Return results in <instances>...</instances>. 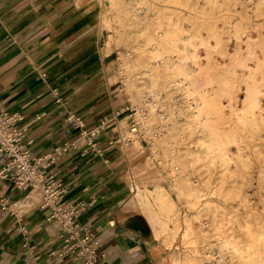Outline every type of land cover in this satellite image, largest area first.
Returning a JSON list of instances; mask_svg holds the SVG:
<instances>
[{"label":"crops","instance_id":"obj_1","mask_svg":"<svg viewBox=\"0 0 264 264\" xmlns=\"http://www.w3.org/2000/svg\"><path fill=\"white\" fill-rule=\"evenodd\" d=\"M65 1L0 0V110L19 117L33 155L51 157L47 172L65 183L61 200L77 205L74 221L95 235L99 264H156L145 223L131 217L124 202L122 157L103 140L92 150L80 133L109 106L110 96L104 80L101 90L92 89L100 78L95 73L85 89L69 90L96 62L93 53L79 58L92 42L72 48L82 34L93 32L89 23L96 10L90 0ZM64 46L73 55L65 64ZM65 141L72 145L56 152ZM3 158L0 152V163ZM50 211L38 191L0 178V264H80L62 251L59 222Z\"/></svg>","mask_w":264,"mask_h":264},{"label":"rangeland","instance_id":"obj_2","mask_svg":"<svg viewBox=\"0 0 264 264\" xmlns=\"http://www.w3.org/2000/svg\"><path fill=\"white\" fill-rule=\"evenodd\" d=\"M87 1L75 0V3L78 5ZM90 1L96 10L94 18L89 23L93 32L82 34L73 43L72 48L78 47L82 42H92L87 50L79 51V58L85 59L88 53H93L96 62L91 72L83 73L72 80L73 84L71 83L69 90H83L91 85L87 81L93 73L99 75L100 78L97 82H93L95 86L92 89L101 90L102 80L105 81L104 86L109 92L110 104L100 113V117H97L91 129H93L96 140L106 141L123 159L122 166L124 165L127 182L124 202L130 216L141 219L145 223L146 232L150 235L153 261L156 264H204V259L206 264H218L220 261L219 250H221V246H218L221 241L220 237L230 235L238 247V252L225 253L227 255L224 259L225 263L223 261L221 264H264V237L258 238L264 234V171H258L259 162L255 156L256 153L253 152L258 150L264 154V139L250 141L249 156L243 157V164L237 166L236 171L231 173L202 172L189 175L182 172L181 174H170L162 164L163 160L160 162L159 159L165 146L162 144L159 146L153 140L154 135L160 133L157 121L151 115V120L148 122L149 131L146 132L142 121H139L137 116V111L141 110L143 115L149 114L147 108L138 107L136 88L130 84L134 82L133 79L137 77L136 72L138 71V59L134 49V24L138 18L133 7L139 5L143 7V3L154 5L162 13L170 14L174 22H182L184 28L189 30V22L184 19L190 12L187 2L196 1L199 4L203 0H179L178 2H173V0H139L140 4L137 1L128 4L121 0ZM216 1L222 7L216 6L210 9L207 6L205 20L215 19L221 15V17L230 20L232 24L236 21L242 23L258 21L253 12L255 9L253 2L256 0L251 1L253 4L250 2L245 16L234 12L232 0ZM65 2L68 5L74 4L73 0ZM263 9L264 5H261L260 10ZM150 14L151 12L147 13V16ZM221 23L223 24V21L220 19L216 21L219 28L222 27ZM207 25L204 24L201 27ZM263 27H261L262 29L251 28L252 34L249 31L253 38L251 48L259 57L264 55L262 52L264 50L261 51L262 54L260 53V50L264 48ZM206 32L207 29L201 28V34L205 36ZM220 34L223 38L228 35L224 32H220ZM208 41L214 44L215 40L211 37ZM202 49L201 52H203ZM227 51H229L228 54L222 57L223 55L218 53L219 48L212 47L210 49L211 55L216 56L212 55L213 60L221 63L231 59L233 55L231 44L227 46ZM121 53H129L131 56L128 57L129 61L126 62L124 54L121 55ZM62 54L61 63L63 64L73 56L70 51L69 53L66 51L65 46ZM226 56L228 60H226ZM203 58L201 61L205 63V57ZM251 62L254 63V61ZM72 69L74 72L76 67H72ZM237 95L242 97V92L239 91ZM259 99L261 105L264 106V95H260ZM155 112L156 114L160 113L157 108ZM131 129H134V138H130L128 134ZM161 130H164V134L169 135L170 133L164 127ZM183 131L180 130L179 138L173 139L174 142L171 146L174 152L179 154L185 153L189 141L184 137ZM165 142L167 141L164 140V144H166ZM167 157L170 158L169 155ZM190 182L192 186L187 185ZM157 185L162 186L167 195L159 201L154 198L155 191L159 190L155 189ZM190 189H193L192 195L195 197L189 195ZM191 196L194 199L193 205L189 202ZM246 226H249L251 236L247 234ZM228 256H230V260Z\"/></svg>","mask_w":264,"mask_h":264},{"label":"bare ground","instance_id":"obj_3","mask_svg":"<svg viewBox=\"0 0 264 264\" xmlns=\"http://www.w3.org/2000/svg\"><path fill=\"white\" fill-rule=\"evenodd\" d=\"M121 1L128 4L137 1L140 4L139 0ZM251 1L232 0L234 12L245 16ZM253 3L255 9L252 11L258 21L242 23L235 20L232 24L221 15L205 20L207 6L210 9L220 6L216 0H203L199 4L196 1L187 2L190 12L184 19L189 22V30L184 28L182 22H174L170 14L162 13L154 5L143 3V7H133L138 18L134 24V49L138 59V71L136 79L130 84L136 88L138 107L147 108L149 114L145 116L141 110L137 111V116L146 132L149 131L150 116L157 121L160 133H156L153 140L159 146H165L159 159L160 162L163 160L162 164L170 174L231 173L243 164V157L249 156L250 141L264 139V106L259 99L260 95H264V55H256L251 48L253 38L250 36L251 28L262 29L264 25V9L260 10L264 0H256ZM174 10L176 11L175 8ZM149 12L151 14L147 16ZM218 19L223 21L221 28L216 25ZM204 24L208 25L201 27ZM201 28L207 29L205 36L201 34ZM220 32L228 33L226 39ZM257 36L260 39L259 35ZM211 37L215 40L214 44L208 41ZM229 44L233 51L231 59L225 63L213 60L214 54L211 55L210 49L219 48L218 53L224 57L229 52ZM262 50L264 48L260 50L261 54L264 52ZM123 54L125 61H129L130 54L121 53ZM203 57L205 63L201 61ZM239 91L242 92V97L237 95ZM156 108L160 113L156 114ZM162 127L170 131L172 139L167 133L164 134ZM180 130H184V137L189 139L184 154L174 152L171 147L174 140L179 138ZM133 132L134 129L128 132L130 138H134ZM164 140L167 141L166 144ZM253 152L259 162L258 171H264V154L258 150ZM187 185L192 186L191 182ZM155 189H159L154 195L157 201L167 197L162 186L157 185ZM192 190H189V195L193 194ZM192 196L189 202L193 205ZM245 229L251 236L249 226ZM263 237L264 234L258 238ZM220 238L221 241L217 244L221 246L218 264L223 263L227 256L225 253L238 252V247L230 235ZM228 259L230 260V256ZM203 261L206 264L204 259Z\"/></svg>","mask_w":264,"mask_h":264},{"label":"built area","instance_id":"obj_4","mask_svg":"<svg viewBox=\"0 0 264 264\" xmlns=\"http://www.w3.org/2000/svg\"><path fill=\"white\" fill-rule=\"evenodd\" d=\"M14 113L0 110V152L3 160L0 163V178L10 180L17 188H29L39 192L42 204L51 208L49 216L59 222V232L63 240L62 251L80 264H99L97 254V239L87 227L80 226L74 217L77 213L76 204H65L61 194L66 185L48 174L51 163L48 153L33 155L23 142V131L18 126ZM77 124H81L79 119ZM87 139V146L98 151L93 129L80 130ZM72 142L65 141L56 150H65ZM85 151H82V154Z\"/></svg>","mask_w":264,"mask_h":264}]
</instances>
